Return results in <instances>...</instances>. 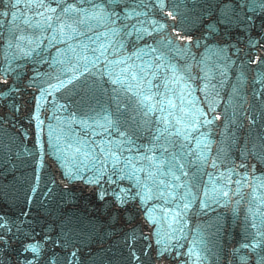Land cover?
<instances>
[{"label": "water", "instance_id": "95a60500", "mask_svg": "<svg viewBox=\"0 0 264 264\" xmlns=\"http://www.w3.org/2000/svg\"><path fill=\"white\" fill-rule=\"evenodd\" d=\"M45 2L57 7L51 0ZM117 4L125 12L135 9L140 15L128 18L121 13L113 24L108 12ZM73 6L82 9L79 19L85 23L68 21L76 31L59 34L55 25L45 30L37 0H0V78L7 79L4 91L9 93L0 100L4 121L0 124V264H256L264 256V244L255 249L242 245L255 243L261 238L254 234L264 232V150L259 147L264 142V9L258 0L235 7L234 0H164L163 7L159 0H75ZM95 8L102 15L92 18ZM226 9L241 19L247 13L251 20L237 26L233 16L234 23L225 26L221 17ZM218 19L221 23L215 33L208 32V24ZM25 20L40 25L28 29L32 44L9 48L17 29H25ZM121 20L130 25L127 30ZM160 25L165 27L157 31ZM113 29L118 34L113 35ZM171 30L186 44L185 51H176V40L168 35ZM153 33L157 34L154 54L161 60L156 67L164 74L171 72L165 70L163 59L176 56L186 60L193 79L186 84L172 81V76H182L183 65L169 78L144 76L159 86L151 91L163 101L161 105L153 100L151 111L133 94L139 89L125 91L113 85L122 65H108L102 59L95 67L89 65V74L78 58L86 55L92 61L91 49L111 43L107 60H126L130 47L146 50L143 43L148 46ZM135 52L142 54L139 49ZM141 59L132 60L140 65ZM77 65L75 75H84L74 85L59 91L49 87V81L55 84L57 77L71 78L64 70ZM168 99L175 109L168 107ZM183 113L188 114L184 121L169 129L180 135L168 137L171 143L156 141L164 127L161 118L174 122ZM213 117L218 119L210 125L201 123L196 131L188 127L196 118ZM109 122L114 126L109 127ZM120 132L127 133L132 143H126ZM109 142L113 150L117 144L123 148L118 168H124L125 158L149 171L160 166L157 179L165 181L163 185L149 181L152 199L143 204L137 201L115 226H110V218L88 185L79 178H67L68 173L84 181L96 176L103 160L98 146L107 148ZM76 147L80 153H75ZM162 147L168 152L163 153ZM85 152L91 155L86 158ZM177 153L184 168L173 171L177 176L186 172L187 177L175 182L166 175L164 162ZM145 155L155 156L151 168L146 160L137 162L138 156ZM106 165L111 172L113 161ZM131 183L124 180L121 187ZM186 203L189 207L184 209ZM253 223L260 227L253 228ZM129 228L136 232L134 250L140 262L131 258L133 249L125 243ZM157 240L161 251L168 247L161 258L156 257ZM28 244H38L39 253L25 251ZM73 251L77 259L70 261ZM144 252L147 259L141 255Z\"/></svg>", "mask_w": 264, "mask_h": 264}, {"label": "snow or ice", "instance_id": "6c2138e0", "mask_svg": "<svg viewBox=\"0 0 264 264\" xmlns=\"http://www.w3.org/2000/svg\"><path fill=\"white\" fill-rule=\"evenodd\" d=\"M30 3L33 2V0H29ZM39 4V8L43 9L39 12V15L44 16V26L45 30H53V25H55V31L59 34H63L66 29L71 30L72 32L76 31V28L73 27V23L77 24H83L85 23L84 20L79 19L82 9L80 7L73 6L75 4V0H64V2L61 4L59 3V0H51V3H56L57 7L53 8L50 7L48 4H46L45 0H37ZM161 7L164 5V0H159ZM17 3H19V0H17ZM104 3H107V0H104ZM259 7L261 9H264V0H258ZM247 0H234V7L235 6H246ZM119 9V11H117ZM121 13L124 14V16L131 18V17H137L140 14L133 9L131 12H125L124 8L120 7L119 4H117L116 8L112 9L110 12H108V19L111 23L115 24L117 20L121 19ZM2 15H10V13H3ZM102 12L99 8L94 9V13L92 18L101 16ZM171 15V13H170ZM233 16H236V22L237 26H239V23L245 22V20L250 21L251 17L245 13V17L241 19L239 16L236 15L235 11L229 12L227 9L223 13L221 19L225 22V26L231 25L234 23ZM68 21H73V23H69ZM221 20H217L215 23H209L207 27V31L210 33H215L216 25L220 24ZM25 29L23 31L17 29L15 34L13 35V41L9 43L8 47L12 48L15 47L17 49L21 48L22 45H31L32 40L27 35L29 28H39L40 25H31L28 20L24 21ZM121 26L124 30H127L130 25L124 24L121 20ZM164 25H160V28L157 29V31H160L164 28ZM134 31H137L138 33L141 32V30L134 29ZM118 34L116 29H113V35ZM147 35H151V33H144ZM139 38H142V35H140ZM181 37L177 36V39H180ZM53 40H55V36L53 37ZM167 43L170 45L172 43L171 40L167 41ZM259 42H257L258 44ZM113 45L111 43L108 44L107 47H105L103 44L100 45L99 49L93 48L91 51L94 54L95 59L92 61H89L88 57L86 55L80 56L78 55V58L80 60L84 61V68L85 71L91 74V69L89 68V65L92 67H95L96 62L100 60H104V62L108 65H122L120 69V74L117 76L115 80L112 81L113 85H121L125 91H133L134 88L139 89V91L133 92L135 96L138 97V103L140 105H146L148 107V110L151 111L155 107V105L152 104L153 100H156L157 104H163V101L157 99V95L152 94V87H156L158 89V85H153L151 80H145L144 74L147 72L148 68L152 67V64H147L146 67H141L135 64V62L132 60V56H129L126 60H115V61H108L107 60V54L109 52V49L112 48ZM73 52H75V49H72ZM150 51L155 53L157 51L156 48H150ZM140 52L142 53L143 50L141 49ZM27 55V53H26ZM133 55L137 56V58H140L137 53H133ZM159 60V57L156 58ZM79 65H77L76 68H67L65 69V74L70 75L71 78L63 80L57 77V83L52 84L51 81H49V87L54 88L56 91H59L62 88H67L68 85L72 84L74 85V82L78 81L80 79V76H83L84 73L81 72L80 76L75 75V72L78 70ZM2 75V74H0ZM135 82V83H133ZM8 82L6 78H0V100H3L6 98L9 93L4 91L5 86H7ZM145 85H147V91H145ZM13 89H10V91ZM168 107L170 109H175L176 105L171 100H167ZM39 106V105H38ZM18 111L19 109H15ZM161 111H164L163 107L160 109ZM214 111V109L209 108V112ZM169 116H172V112H168ZM188 115L187 113H183L179 118L174 117V122L169 121L166 117H162L161 121L164 125L163 130L159 131V134L155 137L156 141L165 140L166 143H171V141L168 139V137L172 135H180L179 131L171 132L170 126L175 128L179 124H181L184 121L185 116ZM202 116H206L207 113L201 112ZM38 119V117H37ZM215 119H218V117H213L211 120H203L201 121L199 118H196L194 122H190L188 127L192 129V131H196L200 124L210 125L213 123ZM3 118L0 117V124H3ZM114 126L111 122H109V127ZM167 133V136H166ZM119 135L125 137L126 143H132L130 140L127 139L128 134L124 132L118 133ZM111 142H109V146L107 148L105 147H99V152L103 155V160H101V168L98 169V174L94 176L92 179H89L87 181H84V177H77L73 176L71 173L67 174V178L75 181L77 178H79L82 182H85L89 189L90 194L95 198V201L101 205L103 211L108 215V217L111 220L110 226H115L116 223H119L121 221V214L122 213H128L130 212L131 208L135 206V203L139 201L141 204L145 202V199H152L151 192L152 187L149 185V181H154L156 185H163L165 184V181L163 179H157L158 172L160 166H157L156 171H149L145 169L143 166L137 167L136 163H133L131 159L125 158L124 160V168H118L117 166L121 162V155L123 152V148L121 145L117 144L116 149L113 150L110 146ZM71 147V145H69ZM204 147L208 148V143H204ZM259 147L264 150V142L259 145ZM163 153H167V148H161L160 149ZM75 153H80L81 149L79 147L75 148ZM128 151H131V148L128 149ZM83 155L87 158L91 155L90 152H85ZM93 160L100 159L99 156H93ZM180 159L179 153H177L175 156L172 157V160L165 161L164 166L167 167V173L166 175H171L172 181L178 182L181 177H187V173L181 171L180 176H177L173 169H180L182 170L184 168L183 164H180L178 160ZM108 160L113 161L112 170L109 172L107 170L106 162ZM141 160H146L149 162V168L152 167L155 161L154 155H145V156H138L137 162ZM206 160V158H205ZM215 166V162H214ZM120 173H124L121 175ZM141 173H143V176H141ZM115 177V179L113 178ZM124 180H130L133 183L121 187L122 181ZM229 182L231 181V177H229ZM236 183H239V181H236ZM107 185V187L105 186ZM176 187H184L182 184H177ZM33 193L36 191L35 188L32 189ZM51 192V189H49V193ZM222 196H228L227 192H220L218 193ZM205 195L207 196L208 193L205 192ZM181 199H184V197H181ZM203 206L206 208L208 207L207 203L201 202ZM189 207V204H184V209H187ZM147 211V209L145 210ZM173 221L175 223H178L179 221L174 217ZM129 225L133 224L132 220L126 221ZM262 224H264V221H262ZM0 226H2V221H0ZM253 228H259L257 224H252ZM255 237H260L261 239H256L255 243H252L251 245L249 243H245L242 245L244 248L252 247L255 249L256 247L261 246L264 244V232L257 231L254 234ZM143 239H147L146 237H141ZM137 240L136 232L134 228H129L127 232L125 233V243L129 244V247L133 249V251L130 253V256L133 260L140 262L141 256H137L135 254V243ZM156 244L158 246L156 257L161 258L165 255V253L168 252V247L164 246L163 250H160L161 241L157 240ZM150 247V246H149ZM31 251L33 253L38 254L40 251V246L38 244H28L25 246V251ZM189 254H195L192 252V250H189ZM146 259L148 258V254L146 252L141 254ZM71 259H77V252L73 251L70 253V261ZM246 264V261H245ZM256 264H264V256L259 257V259L256 261Z\"/></svg>", "mask_w": 264, "mask_h": 264}]
</instances>
